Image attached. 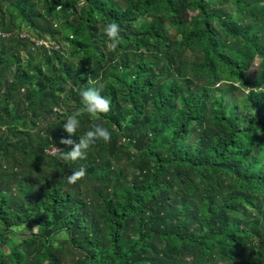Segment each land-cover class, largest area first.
<instances>
[{
  "label": "trees",
  "instance_id": "trees-1",
  "mask_svg": "<svg viewBox=\"0 0 264 264\" xmlns=\"http://www.w3.org/2000/svg\"><path fill=\"white\" fill-rule=\"evenodd\" d=\"M0 264H264V0H0Z\"/></svg>",
  "mask_w": 264,
  "mask_h": 264
},
{
  "label": "clouds",
  "instance_id": "clouds-1",
  "mask_svg": "<svg viewBox=\"0 0 264 264\" xmlns=\"http://www.w3.org/2000/svg\"><path fill=\"white\" fill-rule=\"evenodd\" d=\"M105 35L111 41V47L117 48L121 42V34L119 25L109 23L105 28ZM81 105L82 107L72 114L68 115L63 122V129L69 134L68 138L62 139V143L73 145L69 151H57L63 153V158L66 160H83L87 156V150L99 140L109 142L112 133L106 127L96 125L87 130L84 135H78L79 140L75 142L71 137L77 135L81 127L79 119L82 112L86 111L89 114L108 113L110 110L111 100L107 96L101 94V90L96 87H87L81 90ZM83 169L79 173L73 175H83ZM72 176V175H71Z\"/></svg>",
  "mask_w": 264,
  "mask_h": 264
},
{
  "label": "rangeland",
  "instance_id": "rangeland-1",
  "mask_svg": "<svg viewBox=\"0 0 264 264\" xmlns=\"http://www.w3.org/2000/svg\"><path fill=\"white\" fill-rule=\"evenodd\" d=\"M21 34H22V36L25 35L24 33H21ZM37 44H39V45L44 44L45 46L48 47L49 45H51V41L39 40V41H37ZM256 72H257V64H254L252 66V68H250V70L247 72L248 78L250 80H253L257 76L256 75L257 74ZM225 99H226V102L227 103L228 102H231L233 100V96L231 95V93L226 94Z\"/></svg>",
  "mask_w": 264,
  "mask_h": 264
}]
</instances>
